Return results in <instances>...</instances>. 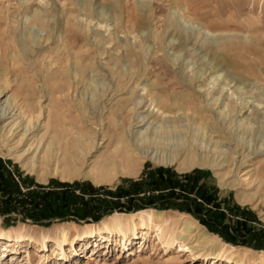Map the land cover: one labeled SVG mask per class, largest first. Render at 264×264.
<instances>
[{"label": "rangeland", "instance_id": "rangeland-1", "mask_svg": "<svg viewBox=\"0 0 264 264\" xmlns=\"http://www.w3.org/2000/svg\"><path fill=\"white\" fill-rule=\"evenodd\" d=\"M140 21L144 24L140 25ZM203 26L210 28L211 36L206 35ZM223 44L238 46L236 55L233 58L227 55V59L231 63L239 62L246 70L233 69L221 62L218 47ZM146 84L154 86L150 94L142 88ZM4 86L8 88L5 100L13 92L34 89L43 104L60 105L71 111L68 122L86 120L84 105L87 114H99L106 120L103 128L107 131L112 128L110 121L113 120L108 118L112 110L117 116L143 118L158 102L159 89L163 90L165 100L191 96L194 107L205 99L221 97L222 108L224 100L230 101L227 111L218 114L219 107L213 113L207 112L213 115L207 124L219 129L215 133L221 141L218 151L226 155L238 151L237 160L246 151V154L250 152L256 168L264 162V0H0V90ZM230 94L233 100L229 99ZM241 104L246 106L238 112ZM180 112L176 123L160 121L157 124L159 132L177 133L152 140L156 141L153 152L146 154L148 158L136 175H118L100 185L88 178L68 181H91L96 187H104L100 193H106V189L134 191L144 187L147 174L160 167H170L180 174L200 168L211 174L207 181L217 186L214 195L218 202L225 199L231 207L237 204L251 210L258 217V221L251 220V225L264 229V190L258 182L249 178L245 182L243 173L233 171L227 175V163L223 164L225 168L220 167L222 170L207 166L178 168L194 148L197 152L199 146H206L205 135L198 132L190 117L192 111ZM178 130L184 131L180 135ZM224 156L218 159L211 154L218 164ZM0 158L10 161L17 178L21 175L32 185L48 184L52 178L64 181L56 176L38 180L36 174L26 171L14 157L13 149L3 143H0ZM231 184L236 188L230 187ZM213 187L210 191H215ZM178 201L179 205H175L170 200L171 206L167 208L150 206L160 211L147 207L157 214L165 211L156 221L163 226L162 240L152 231L143 246L140 242L143 231L138 229L134 233L129 229V251H125L120 237L111 235L105 241L101 236H90L84 229L86 225L105 221L110 214L100 221L57 219L50 225L17 219L18 213L13 214L15 223L7 225L0 215V233L2 229L15 228L24 236L21 241L13 242L0 238V264H236L240 261L241 264H264V258L258 254L264 249L257 251L251 246L228 242L196 216L179 209L187 205L183 199ZM134 211L113 213L140 212ZM227 215L226 222H230L232 215ZM187 223L201 225L213 234L209 245H198L197 231L186 232ZM63 233L67 240L61 247L58 240ZM178 235L190 241L167 244ZM226 243L236 250L224 247ZM98 244L101 248L94 251ZM193 246L196 249L192 250ZM215 257H220L217 262L213 260Z\"/></svg>", "mask_w": 264, "mask_h": 264}, {"label": "bare ground", "instance_id": "bare-ground-1", "mask_svg": "<svg viewBox=\"0 0 264 264\" xmlns=\"http://www.w3.org/2000/svg\"><path fill=\"white\" fill-rule=\"evenodd\" d=\"M186 10L188 11V9ZM139 23L140 25L144 24L141 21ZM203 29L207 36L212 35L209 27L203 26ZM232 45L223 44L218 47V51H220L218 58L221 59V62H225L233 69L239 70L242 68L246 70L239 62L231 63L228 61L227 55L233 58L236 55L234 52L239 51L238 46ZM233 53L234 55H232ZM200 87H204V85ZM3 88L4 89L0 90V123L2 122V126L0 125V143L13 149L14 157L22 162L23 168L26 171L36 174L38 180L45 181L48 176H56L64 181L88 178L92 180L93 183L100 185L104 182L107 184V182L114 180L118 175L132 177L141 171L142 162L148 158L146 154L156 145L154 143L156 141L153 142L152 140L162 136L169 137V135L174 132V130L173 132L171 131L172 133L170 134L159 132L157 130L159 122L162 121L164 123V121H171L172 123H176L177 121L175 122V120H180L178 115L179 113L182 114L180 111H183L185 114L187 111H192L191 113L188 112L191 114V116H189L193 118L198 132L206 136V138L205 136L203 137L204 139L202 138L203 141H206V146L203 147L202 145H198L200 150L197 152H194V148V150L179 163L178 168L181 170H190L198 166H207L212 170L217 168L222 170L220 167H222L224 163H227L225 165L229 167V169L226 170L227 175H232L233 171L239 173V175L243 173L242 178H244L245 182L249 178V180H252L254 183L258 182L260 188L264 190V162L257 165L255 168L253 165L255 162L253 160L254 157L251 156L250 152L246 154V151L242 154L243 158L241 159L239 157L241 160H237L235 154L239 153L238 151L228 155L224 154V152L219 153L218 151V146L221 141L220 139H216L218 137L215 133L219 131V129L218 126L212 127L207 124L209 117L213 119V115L207 114V112L213 113V110H217L219 107H221L219 112L216 111L218 114L227 111L225 108L229 107L230 104L228 102L230 101L227 102L224 100L225 107L222 108V102H219L221 97L212 98L211 101H206L205 99L194 107V101L191 96H174L169 100H165L163 90L159 89V92L157 91L160 93L159 99L157 100L158 102H156L153 109H148L147 115L143 118H133V115L123 117L122 114L117 116L115 111L112 110L108 116L110 120H113L110 121L112 128L107 131L103 128L106 120L99 116V114H87V108L84 105L83 110L85 116L83 118L86 120L84 121L81 119L75 122H68V113L71 114V111L64 109L60 105L43 104L41 102V96H37L33 92L34 89L26 88L20 93L18 91L16 93L13 92L10 98L5 100L7 98H5V96L8 94V88L6 89L5 86ZM142 88L146 90L145 93H149V91L153 92L154 86L146 84ZM229 99H234L233 94H230ZM240 106L238 112H242L246 104H241ZM135 109L136 108L132 109L131 112ZM96 112L97 111L93 113ZM146 126H148V128L144 129ZM163 127L164 126H162V128ZM178 131L181 132V135L184 130ZM185 132L186 136L189 137V132ZM175 133H177V131H175ZM193 135L195 136V133H193ZM226 136L228 138V135ZM106 138L107 140H105ZM230 140H232V138ZM106 144L108 145L103 148ZM208 145L211 146L209 150ZM222 146L224 145L222 144ZM156 148H158V146ZM97 152L98 154H95ZM151 152L153 151L151 150ZM211 154L213 156H218V159L225 156L223 161L218 164V160H212ZM229 164L235 166V169ZM225 166L222 168H225ZM250 168H252V170ZM229 186L234 189L236 188L234 184ZM162 214H164V212L157 214L153 210H145L143 212L127 215L113 214L105 221L95 225H86L84 229L90 236L98 235L105 238V241H109L111 235L118 238L120 237L123 241L125 251H129L130 248H127V244L130 241L128 238L129 229L133 230L134 233H136L138 229L143 231L140 240L143 246L146 245L148 240L147 235L152 231L157 233V237L160 238V241L162 240L163 226L161 223L159 224L156 222L160 220V215ZM185 230L189 233L197 231L198 238L195 237L200 246L209 245L211 236H213V234L208 233L201 225L195 227L187 223ZM105 235H108V237H105ZM0 236V238H4L11 242L16 240L21 241V238L24 237L22 233H18L15 228L8 230L2 229ZM66 240V233H63L62 238L58 240V244L62 247L63 242ZM176 240H180L181 243L184 244L190 241V239L178 235L175 239H170L167 244L170 245ZM196 247L197 246H193L191 249H196ZM224 247L236 250L235 247L227 243L224 244ZM100 248L101 245L94 249V251ZM258 254L264 258V252H259ZM218 258L220 257H215L213 260L216 261ZM236 264H241V261Z\"/></svg>", "mask_w": 264, "mask_h": 264}, {"label": "trees", "instance_id": "trees-1", "mask_svg": "<svg viewBox=\"0 0 264 264\" xmlns=\"http://www.w3.org/2000/svg\"><path fill=\"white\" fill-rule=\"evenodd\" d=\"M9 162L0 158V215L7 225L15 223L14 213L19 214L17 219L31 220L36 224L50 225L57 219L94 222L104 219L102 217L106 214H110L106 216L110 217L116 210L131 213L129 211L140 209L134 212H143V208L148 210L150 206L167 208L171 206L170 200L179 205L178 200L183 199L187 206L179 209L196 216L228 242L251 246L249 248L253 250L264 249V229L251 225V220L258 221L257 215L237 204L231 207L225 199L218 202L214 195L217 186L207 181L211 174L200 168L180 174L170 167H160L147 174L144 187L138 190L115 192L106 189V193H100L104 187H96L91 181H60L52 178L48 184L32 185L21 175L17 178ZM202 178L204 181L199 184ZM212 186L216 187L215 191H210ZM124 197L125 201L122 202ZM227 213L232 215L230 222H226ZM248 213L254 215L253 218Z\"/></svg>", "mask_w": 264, "mask_h": 264}]
</instances>
